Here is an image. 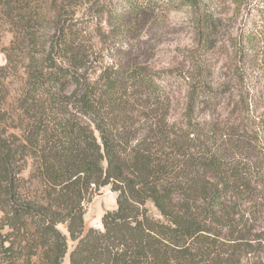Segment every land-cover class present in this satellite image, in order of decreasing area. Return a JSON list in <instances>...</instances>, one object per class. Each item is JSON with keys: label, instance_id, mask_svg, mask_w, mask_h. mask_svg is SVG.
Returning a JSON list of instances; mask_svg holds the SVG:
<instances>
[{"label": "trees", "instance_id": "16d2710c", "mask_svg": "<svg viewBox=\"0 0 264 264\" xmlns=\"http://www.w3.org/2000/svg\"><path fill=\"white\" fill-rule=\"evenodd\" d=\"M43 1L0 0V264H63L68 240V264H262L264 111L245 85L214 83L196 60L180 102L137 62L89 71L75 13ZM158 1L173 2L122 0L117 28ZM105 186L116 208L86 230L84 204Z\"/></svg>", "mask_w": 264, "mask_h": 264}, {"label": "rangeland", "instance_id": "374dc122", "mask_svg": "<svg viewBox=\"0 0 264 264\" xmlns=\"http://www.w3.org/2000/svg\"><path fill=\"white\" fill-rule=\"evenodd\" d=\"M55 2L75 13L74 21L92 53L86 62L89 71L119 61L137 62L167 77L181 102L187 73L199 60L214 83H243L256 109L252 115L263 113L264 79L259 65L264 60V0H198L195 5L184 0H173L171 4L158 1L155 12L132 30L117 28L115 15L120 10L118 5L123 6L122 0L117 4L115 0H45L42 5L50 7ZM11 39L5 33L1 47H7ZM21 63V55H13L6 72L13 88L20 81L21 71L16 70ZM5 64V54L0 50V66ZM222 112L224 116L227 113ZM115 208L116 193L109 186L94 190L84 204L86 230L101 229L102 216ZM60 230L66 234L63 227ZM73 246L68 240L63 264H68ZM260 256L264 264V250ZM252 257H243L241 264H250Z\"/></svg>", "mask_w": 264, "mask_h": 264}]
</instances>
